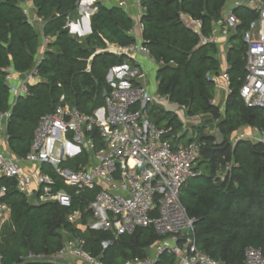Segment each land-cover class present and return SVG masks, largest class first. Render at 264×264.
<instances>
[{"label": "trees", "instance_id": "1", "mask_svg": "<svg viewBox=\"0 0 264 264\" xmlns=\"http://www.w3.org/2000/svg\"><path fill=\"white\" fill-rule=\"evenodd\" d=\"M22 1L0 0V113L10 109L7 69L30 70L39 47V33L21 6ZM32 2L37 17L43 22V34L49 39L37 64L39 80L29 84L28 96L17 98L7 120V144L19 157L29 151L40 117L52 112L61 96L64 103L87 114L103 107V91L109 88L106 81L109 70L132 60L123 54L97 50L105 49L109 43L126 46L134 41L128 33L133 18L119 6L97 2V10L90 17L91 32L80 40L65 27L68 18L78 15L77 0ZM224 3L225 0L142 1L145 11L140 20L144 44L156 62L164 63L156 74L157 92L186 106L190 116L222 115L212 103L214 83L206 77L207 72H217L219 68L217 49L202 39L210 34L212 22L220 17ZM236 13L241 23L231 37L227 56L231 92L218 123L223 141L216 143L203 128H197V134L189 139L201 143L196 174L180 190L183 206L195 219L198 249L227 264H241L247 247H255L264 255V145L241 141L233 149L230 147V137L239 127L250 125L264 129L263 110L247 107L239 96L246 63L242 33L255 14L241 8ZM183 15L199 19L200 32L188 27L182 20ZM147 111L155 125L172 126V144L180 139L176 132L181 123L173 113L155 106L147 107ZM92 136L102 146L99 133L93 131ZM86 161V155L80 154L62 166L76 170ZM230 162L229 174L224 179L217 177L216 171L223 170ZM46 172L54 180V191L66 190L73 195L71 207L56 202L33 204L15 188L13 179L0 177V186H6L0 202L10 210L9 223L0 229L4 264H60L23 262L21 258L29 252L54 254L69 236L82 240L83 248L103 264H123L127 259L145 257L149 245L158 240L152 227L138 228L132 234L117 238L108 230L83 228L90 215L86 208L98 188L74 195V189L66 186L52 168ZM75 209H80L82 216L79 223L72 224L66 215ZM103 241H109L106 247L102 246ZM154 264L176 263L174 255L164 251Z\"/></svg>", "mask_w": 264, "mask_h": 264}, {"label": "built area", "instance_id": "2", "mask_svg": "<svg viewBox=\"0 0 264 264\" xmlns=\"http://www.w3.org/2000/svg\"><path fill=\"white\" fill-rule=\"evenodd\" d=\"M142 1L77 0L80 19L74 21L68 18L65 22L70 35L87 34L83 23L85 20L90 23L91 15L97 10V2L106 6L116 5L125 11L133 9V26L128 33L134 41L126 46L109 43L103 49L126 55L132 63L123 62L109 70L106 76L109 88L103 91L104 105L91 114L64 103L61 96L55 109L38 120L25 156H12L0 150V177L13 179L15 188L33 204L56 202L64 207L72 206L71 193L53 190L54 180L46 172L49 167L66 186L74 189V195L98 188L86 208L90 215L83 228L108 230L117 238L122 234H132L138 228L152 227L159 237L149 245L145 257L127 259L123 264H154L164 251L174 255L176 264H227L198 249L195 219L188 214L180 200L182 184L196 174L195 165L200 156L201 143L191 140L186 144H172L168 137L172 134V126L159 127L149 120L147 107L150 102L167 109L174 107L173 110L179 107L186 111L187 108L169 102L167 95H152L144 83L146 75L137 56L144 54L154 59L142 36L143 23L140 18L145 11ZM238 8L255 14L242 33V40L246 44V63L239 96L247 107L260 108L264 112V0H225L220 17L212 22L210 34L202 39L216 47L219 60L217 72L209 71L206 77L213 81L218 94L225 91L226 104L231 92L227 56L232 46L231 37L241 23L236 13ZM182 19L188 27L200 32L199 19L189 16ZM38 62L24 73L17 86L12 87L17 98L29 95V84L39 77ZM158 63L164 65L162 61ZM10 70L7 69L8 80ZM217 98L214 97L213 104ZM10 114L11 110L0 113V128L2 121L8 119ZM187 117L198 122L203 120L204 114ZM93 131L99 133L102 146L96 143ZM241 141L264 145V129L250 125L239 127L230 140L231 149ZM80 154H85L87 161L78 169L62 166ZM231 165L232 162L227 163L223 170H217L216 176L224 179ZM5 191L6 186H0V197ZM8 211L10 213L9 207L0 202V216ZM81 216L82 211L75 209L66 215V219L76 224ZM108 243L103 241L102 246L106 247ZM82 244L79 238L69 236L54 254L29 252L21 260L103 264ZM0 264H4L1 253ZM241 264H264V255L255 247H247Z\"/></svg>", "mask_w": 264, "mask_h": 264}, {"label": "crops", "instance_id": "3", "mask_svg": "<svg viewBox=\"0 0 264 264\" xmlns=\"http://www.w3.org/2000/svg\"><path fill=\"white\" fill-rule=\"evenodd\" d=\"M21 6L24 8V10L26 11V13H27L30 21L34 24V27L37 29V31L39 33V47H38L37 54L35 55V65H36V63L38 61H40V59L43 57V53H44V51L46 49V44H47V41H48L49 37L48 36H45L43 34V31H42V29H43V22H42V20H39V18L37 17L36 9H35V7L33 5L32 0H23L21 2ZM80 17H81V15H80ZM80 17L77 18V19H75L74 21L79 20ZM182 18H187L188 19V15H183ZM182 20L185 23L184 19H182ZM86 21L87 20H85L83 24H84V27H85V31L87 32V34H89L91 32V28H90L89 32L86 30L87 29V23H86ZM89 25H90V23H89ZM87 34H84V35L86 36ZM78 36H82V35H78ZM103 51L104 50L98 51V52H103ZM137 58L139 60V63L142 65V61H144L145 55L144 54L138 55ZM144 65H146V64H144ZM161 66L162 65H160L158 63V66H157L156 71L154 73V76H155V83L154 84L149 85L148 82L144 80V83L147 85L148 89H150L153 92L152 95H160L161 96V94H159L157 92L158 80H157V77H156L157 70ZM26 72H17L13 68H11V70L9 72V77L10 78H9V80L7 79V83H8V86H9V92H10V95H9L10 109L9 110H11L12 106L14 105V103L17 100V97H16L15 92H14V90H13L12 87L17 86L19 84L20 79L23 77L24 73H26ZM38 80H39V77L37 79H35L32 83H35ZM163 95H165V94H163ZM218 96H219V94H218L217 90L215 89V98H217ZM169 102H172V101H170V99H169ZM172 103H174V102H172ZM149 106H155L156 108L161 109L163 111L171 112V113H173L176 116V118L181 123V127H180L179 130H177L176 136H178V138L180 136L181 137L174 144H186V143H181V138L185 136L186 132L189 129H191V127L196 128L195 125L189 126V124H188L189 121L188 120H190V119L187 116H190V115L187 113V110L186 111H183L179 107H176L175 108L176 110L175 109L173 110L174 107L167 109V107H164V106H161V105H158V104H154L152 102H150L148 104V107ZM211 118H212V115L211 114H204V118L203 119H211ZM7 120L8 119H4L2 121V123H1V128H0V150L3 153H5V154L12 155V156H17L14 152H12L9 149L8 144H7V134H6V124H7ZM190 121H193V120H190ZM209 135H211V134H209ZM233 135L234 134L231 135L230 140H231V138H232ZM218 136H219L218 137L219 139L217 138V136L214 139V142H216V143H220V142L223 141L222 133H219ZM173 137H174V134H171L170 137H169L170 141L172 140ZM193 137H194V135H193ZM193 137H191V138H193ZM2 139H3V141H2ZM4 216H5L4 219L6 220V222L9 223V217H10L9 211L8 212H5Z\"/></svg>", "mask_w": 264, "mask_h": 264}, {"label": "rangeland", "instance_id": "4", "mask_svg": "<svg viewBox=\"0 0 264 264\" xmlns=\"http://www.w3.org/2000/svg\"><path fill=\"white\" fill-rule=\"evenodd\" d=\"M126 11L130 16L134 17L133 16L134 14L132 13V12H134L133 9H127ZM79 17H80V13L78 12V15L72 19L75 20ZM72 36L77 37L80 40H83L85 38L84 37L85 35L78 36L75 33H73ZM144 64H146V65H144ZM157 66H158V63L156 61L152 60L148 55H145L144 61H142V67H143V70H144L145 75H146L145 81H147L149 85H152L155 83L154 73L156 71ZM149 92L153 93L150 89H149ZM225 94H226L225 91H224V93L219 94L218 97H221V98H217V100L215 102V105L217 106L220 113L222 114L220 117H213L212 116L211 119H203V120L198 121V122H193V121L188 120L189 126L195 125L196 128H199V129L203 128L204 132L211 134L213 139H215L216 136L218 138L219 133H221V129L218 126V123H220V121L222 120L223 114L225 111V99H226ZM163 122H166V120H164ZM196 128L191 127V129H189L186 132L185 136L181 138V143H187L189 141V139L191 137H193V135L195 136L197 134ZM2 141H3V139H2ZM4 218H5L4 215L0 216V229L4 225H6L5 223H7ZM72 264H86V263H84L82 261H74Z\"/></svg>", "mask_w": 264, "mask_h": 264}, {"label": "water", "instance_id": "5", "mask_svg": "<svg viewBox=\"0 0 264 264\" xmlns=\"http://www.w3.org/2000/svg\"><path fill=\"white\" fill-rule=\"evenodd\" d=\"M86 23H87V29L86 30L89 32V30H90L89 21L87 20Z\"/></svg>", "mask_w": 264, "mask_h": 264}]
</instances>
